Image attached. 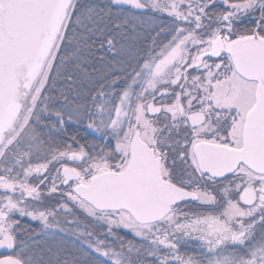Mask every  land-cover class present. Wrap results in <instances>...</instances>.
Listing matches in <instances>:
<instances>
[{"label": "snow or ice", "instance_id": "obj_1", "mask_svg": "<svg viewBox=\"0 0 264 264\" xmlns=\"http://www.w3.org/2000/svg\"><path fill=\"white\" fill-rule=\"evenodd\" d=\"M0 264H264V0H0Z\"/></svg>", "mask_w": 264, "mask_h": 264}]
</instances>
